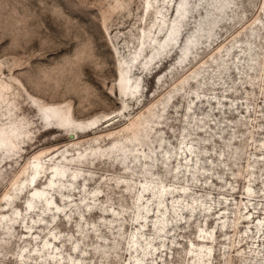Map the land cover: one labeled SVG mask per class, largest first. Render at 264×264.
<instances>
[{"label":"rangeland","instance_id":"rangeland-1","mask_svg":"<svg viewBox=\"0 0 264 264\" xmlns=\"http://www.w3.org/2000/svg\"><path fill=\"white\" fill-rule=\"evenodd\" d=\"M178 2L0 0V264H264V0Z\"/></svg>","mask_w":264,"mask_h":264},{"label":"bare ground","instance_id":"bare-ground-1","mask_svg":"<svg viewBox=\"0 0 264 264\" xmlns=\"http://www.w3.org/2000/svg\"><path fill=\"white\" fill-rule=\"evenodd\" d=\"M216 2L218 3L219 7H222V5L225 4V0H216ZM178 4H179V6L177 7V13H178V17H179V15H183L187 11V9H188L187 8L188 0H179ZM178 34H179L178 26H176L175 23H174V25H169L165 35L160 40L161 42L162 41L164 42L162 47H164L165 44H175L176 41H177V38H178ZM190 36H188L184 40L183 48L185 50L188 49V44L187 43L190 41ZM151 54H153V51L151 52ZM152 58H153V56H152ZM133 85H134L133 82L130 81V77L128 75V72L126 74V68L125 67H120L119 68V73H118V86H119L121 92H123V94H125V95L128 94L127 89H130L131 87H133ZM123 87L125 89H123ZM137 92H138V90H137ZM135 94H136V92H134L133 90L130 89V95L134 96ZM45 109L51 110V111H55L56 114L59 113V112H64L60 108L55 107V106H45V108L43 109V114H44V110ZM63 115L64 114H62V117H63ZM62 117L57 119V121H58V123H57L58 125L57 126L60 127V128H65V129L71 130L72 133L75 132L76 130H80V129H83V128H87L89 126H95L96 125V119H94V120H73L72 118H69V117L67 118L66 116H65V118H62ZM143 135H144V133H143ZM34 170H35L36 173L37 172L39 173V171L37 169H34ZM50 173H51L52 176H55L56 173H58L60 175H64V169L63 168H59V166L55 165V166H53V169L51 170ZM52 182H53V179L50 178V183H52ZM30 184H32L34 186V188H32L30 190V196L32 198L35 197V196L41 198L43 196V194H44V191L39 189V188H37L35 186L34 173L32 174V176L30 178ZM47 202L48 203L50 202L49 198H47ZM31 207H32V203H31L30 200H28V205H27L26 208L28 209V208H31Z\"/></svg>","mask_w":264,"mask_h":264},{"label":"water","instance_id":"water-1","mask_svg":"<svg viewBox=\"0 0 264 264\" xmlns=\"http://www.w3.org/2000/svg\"><path fill=\"white\" fill-rule=\"evenodd\" d=\"M70 136H74V134H70Z\"/></svg>","mask_w":264,"mask_h":264}]
</instances>
